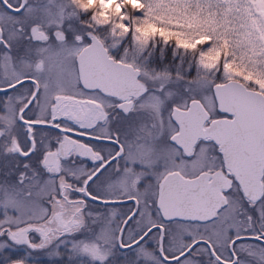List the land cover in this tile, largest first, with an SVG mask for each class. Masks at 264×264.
I'll return each instance as SVG.
<instances>
[{
	"label": "snow or ice",
	"instance_id": "6c2138e0",
	"mask_svg": "<svg viewBox=\"0 0 264 264\" xmlns=\"http://www.w3.org/2000/svg\"><path fill=\"white\" fill-rule=\"evenodd\" d=\"M0 264H264V0H0Z\"/></svg>",
	"mask_w": 264,
	"mask_h": 264
}]
</instances>
